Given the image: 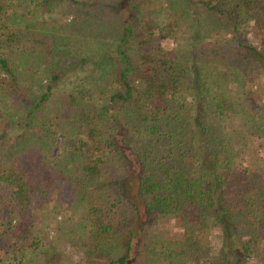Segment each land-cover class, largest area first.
Wrapping results in <instances>:
<instances>
[{"label": "trees", "instance_id": "trees-1", "mask_svg": "<svg viewBox=\"0 0 264 264\" xmlns=\"http://www.w3.org/2000/svg\"><path fill=\"white\" fill-rule=\"evenodd\" d=\"M252 150L264 0H0V264H264Z\"/></svg>", "mask_w": 264, "mask_h": 264}, {"label": "rangeland", "instance_id": "rangeland-1", "mask_svg": "<svg viewBox=\"0 0 264 264\" xmlns=\"http://www.w3.org/2000/svg\"><path fill=\"white\" fill-rule=\"evenodd\" d=\"M251 157L253 159V162L256 163L257 165L261 164L263 165L264 167V151L262 150H259L258 151V154L256 151H251ZM136 197V196H135ZM138 198V196H137ZM142 206V204H141ZM59 220L61 219V217L58 218ZM212 233V236L215 234V233H218L216 232L215 229H213L211 231ZM55 236V233H54V230L53 231H50L49 233V237H54ZM212 240V239H211ZM213 240H216V236H214ZM214 246L217 247V243L214 244ZM63 252L68 256L70 257V261L68 264H86V259H85V256H84V253L81 252V251H77L76 249H74L73 247H71L70 245L68 244H65L63 245Z\"/></svg>", "mask_w": 264, "mask_h": 264}]
</instances>
